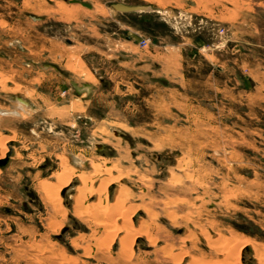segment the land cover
I'll use <instances>...</instances> for the list:
<instances>
[{"label": "rangeland", "instance_id": "1", "mask_svg": "<svg viewBox=\"0 0 264 264\" xmlns=\"http://www.w3.org/2000/svg\"><path fill=\"white\" fill-rule=\"evenodd\" d=\"M80 1L0 0V264H264V0Z\"/></svg>", "mask_w": 264, "mask_h": 264}, {"label": "water", "instance_id": "2", "mask_svg": "<svg viewBox=\"0 0 264 264\" xmlns=\"http://www.w3.org/2000/svg\"><path fill=\"white\" fill-rule=\"evenodd\" d=\"M72 2H80L85 6H89L88 3L80 1V0H72ZM115 8L122 10V11H129V10H135L138 9V7L135 6H129V5H124L121 3H117L114 5ZM33 19H36L35 17H32ZM72 84L74 85L75 89L80 92V91H87L90 89V85L89 84H83L81 87L77 86L74 82H72ZM98 147H101L100 145ZM12 150L10 149L6 155L2 158H0V167H4L7 165L8 161H9V157L11 155ZM28 195H30L31 197L34 196V193L32 191L28 192Z\"/></svg>", "mask_w": 264, "mask_h": 264}, {"label": "crops", "instance_id": "3", "mask_svg": "<svg viewBox=\"0 0 264 264\" xmlns=\"http://www.w3.org/2000/svg\"><path fill=\"white\" fill-rule=\"evenodd\" d=\"M52 67H55V65L54 64H52ZM67 69H61V71L59 72L60 73V75L61 76H64V77H67V76H70V73L68 72L67 73ZM75 83V82H74ZM76 84V83H75ZM83 84H87V83H85V82H83V83H81V85H83ZM90 85V84H89ZM74 86V85H73ZM78 86V85H77ZM62 87H63V85H62ZM90 87H92L93 88V86H92V84L90 85ZM58 88V87H57ZM63 88H65V87H63ZM60 91V90H59ZM78 94V93H77ZM83 103V101L81 100V99H78V101H75V102H72V101H69V103H63L62 105H59L61 108H63V109H67L68 110V112H70V109H72V106L74 107V106H78V107H80V105L79 104H82ZM84 106V105H83ZM79 110V109H78ZM8 164V163H7Z\"/></svg>", "mask_w": 264, "mask_h": 264}, {"label": "bare ground", "instance_id": "4", "mask_svg": "<svg viewBox=\"0 0 264 264\" xmlns=\"http://www.w3.org/2000/svg\"><path fill=\"white\" fill-rule=\"evenodd\" d=\"M139 8V7H138ZM77 85V84H76ZM82 85H80L79 87H81ZM90 88H92V87H90ZM18 101H19V103H24V104H26L27 105V101L25 100V99H23V98H18ZM0 112H4V113H17L15 110H11V111H9V110H2V109H0ZM12 153V152H11ZM59 177V176H58ZM61 177V176H60ZM48 185V184H47ZM48 187V186H47Z\"/></svg>", "mask_w": 264, "mask_h": 264}, {"label": "built area", "instance_id": "5", "mask_svg": "<svg viewBox=\"0 0 264 264\" xmlns=\"http://www.w3.org/2000/svg\"><path fill=\"white\" fill-rule=\"evenodd\" d=\"M147 44V39H141L140 40V45L144 46Z\"/></svg>", "mask_w": 264, "mask_h": 264}]
</instances>
